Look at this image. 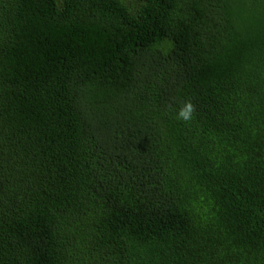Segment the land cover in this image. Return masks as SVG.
Masks as SVG:
<instances>
[{
    "label": "trees",
    "instance_id": "16d2710c",
    "mask_svg": "<svg viewBox=\"0 0 264 264\" xmlns=\"http://www.w3.org/2000/svg\"><path fill=\"white\" fill-rule=\"evenodd\" d=\"M0 264H264V0H0Z\"/></svg>",
    "mask_w": 264,
    "mask_h": 264
},
{
    "label": "clouds",
    "instance_id": "9594fccd",
    "mask_svg": "<svg viewBox=\"0 0 264 264\" xmlns=\"http://www.w3.org/2000/svg\"><path fill=\"white\" fill-rule=\"evenodd\" d=\"M195 105L191 100H187L179 108L177 118L183 122H190L194 118Z\"/></svg>",
    "mask_w": 264,
    "mask_h": 264
}]
</instances>
